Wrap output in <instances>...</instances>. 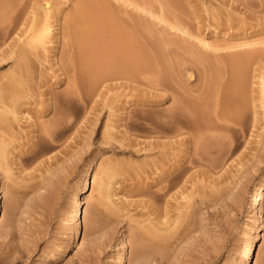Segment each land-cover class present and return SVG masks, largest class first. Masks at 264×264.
Masks as SVG:
<instances>
[{
  "label": "rangeland",
  "instance_id": "rangeland-1",
  "mask_svg": "<svg viewBox=\"0 0 264 264\" xmlns=\"http://www.w3.org/2000/svg\"><path fill=\"white\" fill-rule=\"evenodd\" d=\"M99 1L134 33L129 76L103 38L79 52L78 0L1 9L19 25L0 45V264H116L120 240L126 264H264V109L222 97L226 59L263 49L238 46L264 41V0ZM33 20L50 32L19 58Z\"/></svg>",
  "mask_w": 264,
  "mask_h": 264
},
{
  "label": "bare ground",
  "instance_id": "bare-ground-1",
  "mask_svg": "<svg viewBox=\"0 0 264 264\" xmlns=\"http://www.w3.org/2000/svg\"><path fill=\"white\" fill-rule=\"evenodd\" d=\"M114 1L115 2L121 1L122 4H124L125 6L130 7V8L133 7L136 11H142L143 10V8L138 6L136 3L128 1V0H114ZM6 3H8V0H0V45L5 44V43H2V42H5L4 39H7L8 38L7 36L10 33H12L13 30L15 31L16 30L15 27L19 25V24L16 25V23H18V22H16L18 19H16V21L12 20L10 22V20L9 21L7 20L8 15L6 14L7 16H5V14H3L1 9ZM103 5H105V4H103ZM103 5L100 3L99 0H78L76 7L74 6L75 11L73 14H71L72 21H73V19H79L82 23L83 22L85 23L84 27L86 25V29H84V31L81 30L83 32H82L81 36L79 35L81 37V44L78 43V46L80 47L81 45H83L82 53L85 51V54H86L85 60L88 59V61H90L89 59L92 58V56L90 58H89V56L92 55L93 42L95 45L98 42V40L100 41V44H101L102 38L107 40L111 44V46L114 45V46H117L119 48L118 57L117 58L112 57V59L113 58L117 59L116 62L115 61L113 62L112 60L111 61L113 62V64L117 63L122 68V70H124V74H126V76H129V74L132 73L131 71H133L132 70L134 68L133 66H135L134 64L137 61V56L135 53V45H134V43H135L134 33H133V31H131L130 25L127 22H124V20H121L119 18L120 16L118 17L119 18V20H118L115 17H113L111 14L106 13V11H107L105 9L106 6L104 8ZM5 8H6V6H5ZM133 8H131V9L133 10ZM3 10H5V9L3 8ZM46 12H47V10H46ZM128 18H130V17H128ZM68 19H69V17H68ZM71 25H72V23H71ZM34 27H35V20H33V22H31V27L28 28L29 29L28 30L29 35L27 36L25 41H22L23 45L21 43L18 45L19 47L21 45L20 49H19V47L17 48L18 52H19L18 53L19 58L28 51V49H27V51L24 49H26L28 46H29L28 47L29 49L33 48L35 42L41 41L45 36H47L49 34L48 32H50V29L47 26V24H45V26L42 27L37 32L34 31ZM168 27L170 29L176 31V32H179L180 34H183V35L188 34L186 29L181 25L168 24ZM81 31H79V32L81 33ZM98 34H99V37H98ZM97 38H98V40H97ZM20 39L21 38H19V40ZM79 40H78V42H79ZM257 45L263 46L262 51H260L259 53H256V51L250 52V53L247 52V53L239 54L238 56H235V57H228L226 59L227 64L230 65V67H234V68H232L230 80L228 81V83L224 87L222 97H223L224 104L227 105L226 107H229L230 109H232L234 111L235 110H238V111L245 110L249 106V104L252 105L253 109H255L257 107V104L260 105L261 109H264V76H261L260 78H258L260 80L259 81V89H257V90L250 89V91H249L248 83H247L248 79L246 78V72L247 71L245 69L246 65L248 64L247 62H249L250 59L256 57L257 55L259 57H261V59H262V60H260L261 63H264V61H263L264 60V41L263 42L261 41L258 43L244 44V45H240L238 47H249V46H257ZM95 46L99 47V42ZM80 49H81V47L79 48V52L82 50V49L81 50ZM97 50L99 51L98 48H97ZM111 50H113V49H111ZM94 51H95V49H94ZM90 52H91V54H90ZM0 53H2V57H3L4 52L2 49H1ZM113 54H114V52H113ZM116 54H117V51H116ZM78 56L80 57V54ZM0 58H1V54H0ZM79 60H81V59L79 58ZM94 60H95L94 62L97 63L98 60L97 61H96V59H94ZM81 62H82V60H81ZM91 62H93V61H91ZM89 64H90V62H89ZM89 64L87 63V65H89ZM237 66H239V67L236 68ZM120 71L121 70L116 71V72H120ZM121 74H123V73H121ZM118 76H120V74H118L117 77ZM247 76H248V74H247ZM254 78H256V77L254 76ZM221 106H222V104H221ZM50 107L52 109H56V107L53 103L50 105ZM229 108H227V109H229ZM161 124L163 125V123H161ZM164 124H165V122H164ZM167 128H168V126H167ZM161 129H163V131H165L166 127L162 126ZM161 129H160V131H161ZM51 131H53V130H51ZM48 133H49V131H48ZM48 133H46V134H48ZM263 185H264V183L262 181V183L259 186L258 191L262 190ZM254 202H255V200L253 198L252 204H254ZM77 221H78L77 215L75 213L71 214L69 219H68L69 229L67 232V238L71 244L75 242L76 237H77V230H78L77 229ZM156 235H158V234L156 233ZM157 237H155V238L157 239ZM154 244L158 247L156 242ZM117 250L119 253L116 257V264H126L127 263V257H126L125 246L121 240L118 243V249Z\"/></svg>",
  "mask_w": 264,
  "mask_h": 264
}]
</instances>
